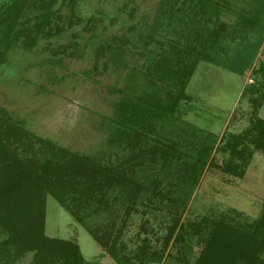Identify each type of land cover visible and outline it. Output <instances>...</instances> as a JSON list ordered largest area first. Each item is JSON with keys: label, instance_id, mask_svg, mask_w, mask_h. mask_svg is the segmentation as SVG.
<instances>
[{"label": "trees", "instance_id": "obj_1", "mask_svg": "<svg viewBox=\"0 0 264 264\" xmlns=\"http://www.w3.org/2000/svg\"><path fill=\"white\" fill-rule=\"evenodd\" d=\"M244 4L229 25L221 18L233 14L231 0H162L151 24L135 32V43L123 37L96 50L97 59L106 58L104 69L126 71L122 87L114 89L119 98L104 125L108 137L102 151L70 152L36 137L0 109V264H16L27 255L30 264H87L75 240L45 235L47 197L115 264H164L171 245L182 248L188 239L195 240L191 258L179 253L180 264H264V203L253 219L240 220L231 212L181 221L204 169L240 179L254 153H264V120L258 117L264 104V57L251 67L263 45L264 0ZM76 5L77 0H9L1 6L0 63L12 49L31 51L40 39L62 34L73 24ZM64 6L69 9L65 17ZM127 45L137 58L128 56ZM200 63L238 75L252 68V88L241 95L249 96L252 112L240 133L227 132L217 140L181 118V104L191 101L186 89ZM216 156H223L219 163ZM149 164L173 169L175 180L166 192L164 179L139 177ZM173 186L188 196L182 198L179 189L174 196ZM162 202L174 211L164 236L152 240L151 230L141 224L138 242L129 249L122 238L136 204L144 216L150 205L155 210Z\"/></svg>", "mask_w": 264, "mask_h": 264}, {"label": "rangeland", "instance_id": "obj_2", "mask_svg": "<svg viewBox=\"0 0 264 264\" xmlns=\"http://www.w3.org/2000/svg\"><path fill=\"white\" fill-rule=\"evenodd\" d=\"M160 1L77 0L71 27L64 26V32L58 36L40 39L31 51L10 50L6 63H0V109L13 121L22 122L36 137L50 140L70 152L91 155L105 149L108 133L104 125L112 118V104L119 98L114 89L122 87L126 71L116 72L110 65L104 69L102 63L106 58L97 59L96 50L112 39L123 37L135 43V32L145 23L151 24ZM244 1L231 0L235 7L233 14L225 12L221 20L232 25L237 17L234 13L247 7ZM8 2L0 0V7ZM61 14L67 16L69 9L62 7ZM125 51L129 57H138L130 45ZM263 57L264 39L251 67H256ZM95 64L97 69H93ZM251 69L238 75L208 63L198 64L186 89L191 101L181 104V118L217 140L224 133L238 134L246 129L252 105L247 101L249 96L241 98V95L245 89L252 88ZM258 117L264 120V104L258 110ZM222 158L216 156V162ZM172 170L149 164L138 174L144 179H164L166 192L175 180ZM178 189L182 198L188 196L181 193L180 186L171 187V193L177 195ZM186 202L183 223L197 222L203 217L217 219L231 212L240 214L236 217L240 220L256 218L264 203V153H254L240 179L214 168L204 169ZM156 205L155 210L152 209L155 205H150L142 216L144 208L136 204L137 212L129 217L122 238L129 249L138 242L136 234L141 224L145 223V229L151 230L152 240L164 236L174 211L167 202ZM44 233L53 239L75 240L87 264H115L88 232L50 197L46 199ZM194 242L188 239L182 248L181 244H172L164 264H180L179 253L190 260ZM30 261L31 255H27L16 264H30Z\"/></svg>", "mask_w": 264, "mask_h": 264}]
</instances>
